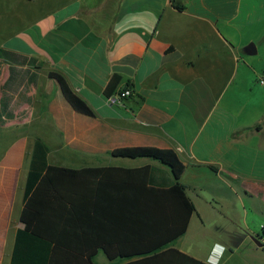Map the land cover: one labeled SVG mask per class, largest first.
<instances>
[{
	"label": "crops",
	"instance_id": "0c3cea01",
	"mask_svg": "<svg viewBox=\"0 0 264 264\" xmlns=\"http://www.w3.org/2000/svg\"><path fill=\"white\" fill-rule=\"evenodd\" d=\"M19 5L23 14L8 23ZM250 43L256 55L245 54ZM0 49V264H12L24 228L37 140L49 148V165H150L156 188L177 182L167 165L113 151L175 150L195 212L170 247L199 261L208 264L217 242L231 258L256 234L250 220L264 217V0H0ZM50 72L95 117L77 113ZM124 88L131 97L110 105ZM104 229L100 222L97 235ZM100 253L105 264L140 258L111 260L99 250L95 264ZM226 255L220 264H229Z\"/></svg>",
	"mask_w": 264,
	"mask_h": 264
},
{
	"label": "trees",
	"instance_id": "16d2710c",
	"mask_svg": "<svg viewBox=\"0 0 264 264\" xmlns=\"http://www.w3.org/2000/svg\"><path fill=\"white\" fill-rule=\"evenodd\" d=\"M50 77L77 113L95 117L61 75L50 72ZM48 154L47 145L37 140L12 264H95L99 250L111 260L140 257L128 264H207L170 247L186 234L195 212L180 183L186 165L175 150L113 151L116 157L167 165L177 181L170 188L149 185L150 165L77 170L49 165ZM100 222L105 229L98 236Z\"/></svg>",
	"mask_w": 264,
	"mask_h": 264
},
{
	"label": "rangeland",
	"instance_id": "374dc122",
	"mask_svg": "<svg viewBox=\"0 0 264 264\" xmlns=\"http://www.w3.org/2000/svg\"><path fill=\"white\" fill-rule=\"evenodd\" d=\"M19 8L15 9V12H12L10 14L7 15L6 20L8 23H16L17 21V12H21L23 14L24 12V7L22 5H19ZM44 8L41 5L37 6V14L39 15V13L41 11H43ZM23 129V128H22ZM1 131V130H0ZM45 134L47 136V138L52 142L49 143L50 145V150H51V156L54 158L56 157L57 153L56 149V143L53 140L54 138L52 137V133L45 131ZM250 223L252 225V229L254 231V233L257 234H261L262 236H264V230L262 229V227L264 226V217L262 216H254L253 218H251ZM225 225V227L228 228H232V224L225 222V224H223V226ZM219 237H223L224 236L222 234H218ZM263 242V246H259L257 243H255L254 241H252L251 239L245 243L240 249H236V248H232V250H234V254L233 256L230 255L231 258H227V251L226 253L223 255H226L225 257V262H229V264H264V241ZM227 249V248H226ZM222 258V259H223ZM221 259V260H222ZM106 257L104 256L103 253H100V256L98 257V261H101L103 264H105L106 261Z\"/></svg>",
	"mask_w": 264,
	"mask_h": 264
},
{
	"label": "built area",
	"instance_id": "2783aa9c",
	"mask_svg": "<svg viewBox=\"0 0 264 264\" xmlns=\"http://www.w3.org/2000/svg\"><path fill=\"white\" fill-rule=\"evenodd\" d=\"M261 84H264V78L260 79L259 81ZM132 92L129 88H124L120 91H118L116 94L112 95L109 100L108 103L110 105H122L124 104V102L131 97ZM262 229L264 230V226L262 227Z\"/></svg>",
	"mask_w": 264,
	"mask_h": 264
},
{
	"label": "clouds",
	"instance_id": "9594fccd",
	"mask_svg": "<svg viewBox=\"0 0 264 264\" xmlns=\"http://www.w3.org/2000/svg\"><path fill=\"white\" fill-rule=\"evenodd\" d=\"M227 251L224 244L217 242L212 248V252L208 259V264H220L223 254Z\"/></svg>",
	"mask_w": 264,
	"mask_h": 264
},
{
	"label": "water",
	"instance_id": "95a60500",
	"mask_svg": "<svg viewBox=\"0 0 264 264\" xmlns=\"http://www.w3.org/2000/svg\"><path fill=\"white\" fill-rule=\"evenodd\" d=\"M244 52H245V54L250 55V56L256 55L258 53L256 44L255 43L248 44L244 48ZM246 237H249L252 241L257 243L259 246H263L262 240H264V236H262L261 234L250 235V236H246Z\"/></svg>",
	"mask_w": 264,
	"mask_h": 264
}]
</instances>
